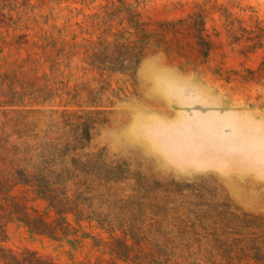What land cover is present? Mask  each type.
<instances>
[{
  "label": "rangeland",
  "instance_id": "374dc122",
  "mask_svg": "<svg viewBox=\"0 0 264 264\" xmlns=\"http://www.w3.org/2000/svg\"><path fill=\"white\" fill-rule=\"evenodd\" d=\"M220 160L264 173V0H0V264H264Z\"/></svg>",
  "mask_w": 264,
  "mask_h": 264
},
{
  "label": "crops",
  "instance_id": "0c3cea01",
  "mask_svg": "<svg viewBox=\"0 0 264 264\" xmlns=\"http://www.w3.org/2000/svg\"><path fill=\"white\" fill-rule=\"evenodd\" d=\"M240 165L235 160L231 161H210L209 169L214 171L225 183L229 192L237 198L238 193L242 191V182L246 181L247 186H256L264 182V173H245L239 169ZM248 190V189H247ZM248 207L247 205H245Z\"/></svg>",
  "mask_w": 264,
  "mask_h": 264
}]
</instances>
